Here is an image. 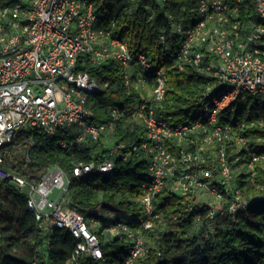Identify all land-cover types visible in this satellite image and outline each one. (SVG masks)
Wrapping results in <instances>:
<instances>
[{
    "label": "built area",
    "instance_id": "2783aa9c",
    "mask_svg": "<svg viewBox=\"0 0 264 264\" xmlns=\"http://www.w3.org/2000/svg\"><path fill=\"white\" fill-rule=\"evenodd\" d=\"M120 1L128 8L136 0ZM144 1L160 8L168 5L167 0ZM194 1L190 15H167L171 35L179 38L172 67L183 69L191 64L210 80L203 91V102L192 111L191 118L173 124L157 117L151 105L164 97L165 69L142 52L132 54L127 40L113 33L114 23H101L91 2H0V163L1 150L22 131L40 129L50 137L58 133L63 136L62 146L75 147L104 139L124 115L144 126L141 143L110 141L105 158L78 161L72 167V175L77 177L109 174L116 167V157L146 155L148 180L141 184L137 197L143 214H125L116 226L130 241L119 264H133L146 254L148 246L142 230L152 227L154 219L159 218L153 200L165 187L191 204H207L210 217L222 210L224 200L229 201L227 210L231 214L249 204L233 176L228 148L238 145L243 156L249 157L246 165L251 177L252 163L261 156L240 133L245 123L233 125L228 119L220 121L219 115L224 110L232 114L233 102L248 95L264 107V0H252L250 13L246 0ZM145 8L150 18L151 8ZM160 37L165 43L163 31ZM108 60L120 64L121 84L133 83L141 100L124 110L114 107L106 121L95 122L88 96L98 92L100 85L79 65L97 66ZM253 123L264 126V118L249 124ZM167 140L182 147L173 152L167 149ZM3 178L26 189L27 208L42 233L48 235L59 227L76 239L70 262L80 257L102 259V243L94 228L99 220L86 218L68 206L69 177L62 168L49 165L38 180L29 182L0 166V180ZM197 194L210 201L195 202ZM261 198L256 195L251 202ZM213 229L207 226L208 231Z\"/></svg>",
    "mask_w": 264,
    "mask_h": 264
},
{
    "label": "trees",
    "instance_id": "16d2710c",
    "mask_svg": "<svg viewBox=\"0 0 264 264\" xmlns=\"http://www.w3.org/2000/svg\"><path fill=\"white\" fill-rule=\"evenodd\" d=\"M16 1L0 0L5 4ZM86 1L92 3L93 11L103 25L114 23L113 33L127 40L132 54L142 52L155 65L165 69L167 84L164 97L151 102L155 115L171 124L190 119L192 111L203 102V91L210 78L191 64L183 69L172 67L179 38L171 35L167 15H190L195 1L167 0L168 5L164 8L144 0H136L128 8L120 0ZM246 3V11L252 12V0H246ZM146 5L151 8L150 18ZM242 15H245V8ZM162 31L165 43L160 37ZM79 68L86 70L100 85L98 92L88 96V106L95 122L106 121L114 107L124 110L141 100L133 83L121 84L118 62L108 60L97 66L85 63ZM233 107L232 114L224 110L219 120L228 119L233 125L245 123L240 133L261 156L252 163L251 177L246 165L249 157H244L243 151L228 148L232 169L236 158H241L245 164V172L235 181L249 204L244 210L238 209L231 214L227 210L229 201L224 200L222 210L210 217L207 204H191L165 187L153 200L159 218L154 219L152 227L142 230L148 250L133 264H264V126L249 124L264 118V107L259 106L251 95L245 100L239 97L233 102ZM144 134V126L125 115L116 121L104 139L75 147L62 146L63 136L58 133L50 137L40 129L22 131L1 150L0 166L30 182L38 180L49 165H58L69 177L68 206L86 218L102 219L98 213L89 212L98 205L106 208L115 205L123 215H141L143 210L137 197L141 184L148 180L145 154L130 155L126 159L116 157V167L109 174L89 173L77 177L72 175V167L78 161L105 158L110 141L139 144L144 140ZM257 137L260 139L256 140ZM166 147L177 152L182 144L167 140ZM20 148L26 149V156L20 155ZM0 195V264H34L35 259L36 264H119L127 254L129 238L122 234L108 238L104 232L107 227L119 223L120 218H113L110 223L100 221L96 226L102 243V259L96 261L80 257L75 263L70 262L76 239L67 229L59 227L48 235L42 233L37 228L33 212L27 208L26 189L18 188L8 178H3ZM256 195L262 198L251 202ZM208 225L214 227L213 231L207 230ZM16 247L19 249L14 251Z\"/></svg>",
    "mask_w": 264,
    "mask_h": 264
},
{
    "label": "rangeland",
    "instance_id": "374dc122",
    "mask_svg": "<svg viewBox=\"0 0 264 264\" xmlns=\"http://www.w3.org/2000/svg\"><path fill=\"white\" fill-rule=\"evenodd\" d=\"M239 148L240 147L238 145L237 146L236 145L233 146V149L235 151H240L241 149H239ZM19 153L22 156H26V149L25 148H20L19 149ZM240 159L241 158H236V159L233 160V163H234L233 176H234L235 179L242 172H245V164ZM0 187H1V180H0ZM54 194H55V191H54ZM1 196L2 195H0V201H2ZM194 198H195V202H209L210 201V198H208L205 195H201V194L195 195ZM112 206H113V208H106L104 206L98 205L96 208H94L92 210H89V212L90 213H98L100 215V217L102 218L100 220L101 222H105L106 221V222L110 223L111 219H113V218L117 219V218H122L123 217V213L121 211H119L118 208L115 205H112ZM113 227H115V228L113 229ZM94 228H97V227L94 225ZM104 232L107 233L106 237H108V238H113V237H115L117 235L122 234V232H120V230L116 226H113V224H112L111 227H107L104 230ZM18 249L19 248L16 247L13 250L17 251ZM100 264H103V263H100Z\"/></svg>",
    "mask_w": 264,
    "mask_h": 264
},
{
    "label": "crops",
    "instance_id": "0c3cea01",
    "mask_svg": "<svg viewBox=\"0 0 264 264\" xmlns=\"http://www.w3.org/2000/svg\"><path fill=\"white\" fill-rule=\"evenodd\" d=\"M123 217H125V216L123 215Z\"/></svg>",
    "mask_w": 264,
    "mask_h": 264
}]
</instances>
